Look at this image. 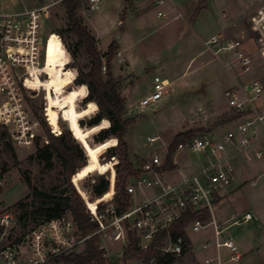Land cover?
I'll return each mask as SVG.
<instances>
[{
    "label": "rangeland",
    "instance_id": "374dc122",
    "mask_svg": "<svg viewBox=\"0 0 264 264\" xmlns=\"http://www.w3.org/2000/svg\"><path fill=\"white\" fill-rule=\"evenodd\" d=\"M128 5L125 3L123 8L122 0H106L99 13L91 14L84 4L78 16L83 26L96 39L101 55L108 53L113 42H122L112 70L126 100L125 119H136L125 140L129 145L132 161L140 167L155 155H166L168 146L178 134L200 130L195 137L208 135L218 138L232 129L239 119L224 123L226 118L232 116L233 111L222 96L227 89L230 74L239 76V72L235 59L224 52L215 55L214 51L204 47L206 52L200 55L196 53L195 47L176 45L172 39H165L167 30L158 29L163 21L156 18L155 13L149 19L153 28L158 31H145L146 37L142 40L140 38L144 31L135 25L131 24L127 29L125 26L122 32L120 25L126 21L123 10L127 11ZM132 10L134 11V6ZM142 14L143 12H139L136 16ZM47 26L48 31L55 34L51 36L47 47L46 74H42L38 81L31 80V88L26 90L28 106L42 123L43 135L49 142V135L55 138L65 137L73 148L76 170L70 183L84 201L87 211L88 208L94 210L101 203L94 195V187L102 176L111 179L110 194L102 202V209L114 206L118 163L114 165V179L108 173V164L112 162L110 153L104 143L98 145L100 129L87 127L98 115V107L87 100L89 90L86 86L61 79L64 74L89 73L91 59L75 37L59 35V39L56 35L69 28L64 7L53 12ZM125 30L131 34L130 41L125 38L122 41ZM128 42L134 44L131 53L135 56V61L132 57L127 60V52L123 51ZM249 48L254 51V44L250 43ZM251 58L254 67L248 76L250 82L264 81V59L261 53L257 51ZM67 61L70 63L65 67ZM103 62L106 63L105 58ZM156 75L169 81L172 88L158 106L142 111L139 102L150 94L151 82ZM178 82L182 85H177ZM154 110H157L156 114ZM80 122L84 123V128L80 126ZM3 133L0 131V226L5 227V231L0 237V247L14 246L17 243L25 246L29 232L46 221L42 212L30 206L32 192L26 179L47 195L69 197L72 190L58 155L52 151L49 161L38 156V149L46 147L45 143L30 149H17L13 144L9 145L6 140H2ZM153 137H160L161 142L150 146L147 139ZM200 157L202 161L205 160L203 156ZM176 159L179 162L195 163L198 156L183 151L178 153ZM260 163L261 161L243 166L241 159L233 160L235 179L230 189H237L239 200L225 203L229 217L250 208L264 214V176L257 179L255 187L250 185L258 176L253 173V167ZM241 186H244L243 189L238 190ZM217 210L215 207V213ZM6 216L9 217L8 220ZM189 235L194 243V251L192 249L191 253L173 264H204L210 254L211 250H202V244L214 240L213 228L196 234L190 232ZM226 235L235 237L243 246L246 244L248 252L244 258H249L251 264H264V223L259 228L254 222L232 227ZM245 238L247 241L244 243ZM105 244L109 249L107 256L110 263L123 264L122 244H113L108 240ZM83 251L82 248L79 253ZM0 264H5L1 258ZM45 264L61 263L51 260Z\"/></svg>",
    "mask_w": 264,
    "mask_h": 264
},
{
    "label": "built area",
    "instance_id": "2783aa9c",
    "mask_svg": "<svg viewBox=\"0 0 264 264\" xmlns=\"http://www.w3.org/2000/svg\"><path fill=\"white\" fill-rule=\"evenodd\" d=\"M66 1L68 0H2L0 5V131L9 137L11 144L17 149L38 147L42 142L45 146L49 145V140L43 135L42 123L30 111L26 90L31 88L33 80L46 74L47 47L51 36L55 34L48 31L47 25L53 12L63 8ZM82 1L86 10L95 14L102 10L106 0ZM149 1L158 9L159 19L168 21L173 16L175 20L181 19L172 0ZM167 7L170 9L167 10ZM205 45L215 55L222 52L233 53L240 76H248L253 72V60L242 49L240 41L223 43L219 37H215ZM69 63L67 61L65 67ZM103 73H106V67L103 68ZM171 87L169 81L161 76H154L150 94L139 102V108L144 111L158 106L168 96ZM223 96L228 107L239 115V121L234 124L233 129L220 139L208 135L194 137L177 149L176 153L186 151L207 160V164L196 174L183 177L181 182L173 184L163 177L165 174L157 173L156 170L165 165L167 148L166 155L153 156L140 167L142 176L129 182L127 192L134 197L133 207L129 211L119 214L116 203L105 209H102L104 203L97 205L94 210L88 208L90 221L99 226L96 232L88 236L79 232L68 212L61 218L44 222L31 230L25 239V246L0 247L2 261L5 264H45L79 253L80 249H85L86 242L95 236L100 237V247L107 253L109 249L105 244L106 240L122 244L124 249L128 244V234L135 231L139 249L145 254L151 252L161 233H167L157 246V254L148 262L141 263L163 264L169 256L180 259L190 251L182 237L170 233L172 227L188 212L200 215L207 212L211 220L208 223L193 221L185 229L187 236L190 232L200 233L213 224L216 228L215 241L205 242L203 250L224 248L233 254L231 261H240L241 256L235 242L219 240L222 232L218 230L214 220V208L219 196L232 186L235 179V169L231 163L233 158L242 156L248 163L264 160V81L253 80L245 85L237 84L226 90ZM147 142L152 146L161 142V138H148ZM228 148L234 150L232 155L228 154ZM251 186L254 187L255 183L252 182ZM148 191H155L152 198L135 203L136 196L149 195ZM115 194L114 190V196ZM8 218L6 216V220ZM252 220V214H246L243 223ZM238 222L235 221V224ZM214 262L223 264L219 257L216 261L208 259L205 264Z\"/></svg>",
    "mask_w": 264,
    "mask_h": 264
},
{
    "label": "trees",
    "instance_id": "16d2710c",
    "mask_svg": "<svg viewBox=\"0 0 264 264\" xmlns=\"http://www.w3.org/2000/svg\"><path fill=\"white\" fill-rule=\"evenodd\" d=\"M130 4L132 0H125ZM84 5L82 0H68L64 4V9L67 13L69 28L65 31H60L58 35L73 36L78 43L83 46L90 59L91 68L89 73L77 75L75 73L61 75V79L67 82H73L79 86H86L89 90L87 100L98 107V115L89 122L87 126L90 128H98L100 131L98 145L103 144L110 153L112 162L108 164V173L114 178V165H117V183L115 203L116 210L119 214L129 211L133 207V195L127 192V186L130 180L138 179L143 172L140 167H137L131 159L129 145L125 138L129 128L136 123V119H125L126 115V100L121 94L120 85L115 79L112 64L118 54L119 46L117 42H113L108 50V53L103 56L98 51L96 39L85 28L78 16V12ZM104 58L106 63H104ZM106 67V73H103V68ZM239 117L234 111L230 118H226L225 124L236 120ZM80 126L84 128V123L80 122ZM199 131H189L187 133L178 134L173 142L168 146L165 165L156 170L159 174H166L176 171L178 168L174 164V156L178 147L181 144L187 143L195 137ZM49 145L42 149H38L37 154L43 157L46 161L51 159V152L54 151L63 163L64 170L67 175V181L71 187L69 197H58L47 195L35 188L29 179L26 183L32 192V202L30 206L42 212L46 217V221L61 218L66 213H70L73 217L79 232L83 236H88L96 232L99 226L90 221L87 213V208L84 201L74 189L70 180L75 173V154L72 147L69 146L65 137L55 138L49 135ZM2 140L10 145L9 137L3 133ZM115 179V178H114ZM74 183L75 179H74ZM111 179L109 177H99L94 187V195L99 198L102 203L109 196ZM77 185V184H76ZM201 220L208 223L211 220L209 213L200 215L197 213L188 212L183 215L170 230L171 235L182 237L189 248L192 247L191 242L185 232L187 226L193 221ZM5 227L0 226V237L4 233ZM167 235L161 233L153 246L150 253L145 254L139 249V240L137 233L132 231L128 234V244L123 249L122 263L129 264L131 262L146 263L157 254V246L160 241ZM18 245V243H17ZM179 259L169 256L168 260L163 264H173ZM54 262L61 264H111L107 253L100 247V237L95 236L86 242L85 249L82 253H74L55 259Z\"/></svg>",
    "mask_w": 264,
    "mask_h": 264
},
{
    "label": "crops",
    "instance_id": "0c3cea01",
    "mask_svg": "<svg viewBox=\"0 0 264 264\" xmlns=\"http://www.w3.org/2000/svg\"><path fill=\"white\" fill-rule=\"evenodd\" d=\"M1 2L2 0H0V5ZM122 2L124 8V4L126 3V1L122 0ZM172 2L174 7H176L182 17L181 19L175 20L173 16L168 21L162 20L163 23L158 29L161 30L163 28L162 30H167V32L165 31L164 34L165 39H172L176 45L182 44V46L185 47H195L196 53H199L200 55L205 54V44L215 37H219L223 43L229 41H240L242 43V49L247 55L251 57V55L259 51L264 59V0H172ZM133 6L134 11L132 10ZM127 9V11L123 10L126 17L123 14L122 15L126 18V21L121 23L120 30L123 32L125 26L127 29L131 24V26L135 25L137 26V28H140L142 31H144L140 40L144 39L146 37L145 31L147 32L151 29H155L151 25L149 17L152 13H155L156 18H158V9L154 7V5L149 0H132ZM169 9L170 7H167V10ZM139 12H143V14L137 17L136 15ZM158 29H155L152 32H156L158 31ZM124 38L130 41L131 34L129 31L125 30L122 36V41L124 40ZM121 43L122 42L118 43L119 49L120 47H122ZM128 43L129 44H127L125 48H123V51L127 52V60L132 57V60L135 61V56L131 53V49H133L134 44L132 45L130 42ZM250 43L254 44V51H251V49L249 48ZM227 55L230 58L233 57V53H227ZM248 76H235L233 74H230L229 81L226 84V90L236 87L237 84H248L250 82ZM177 85L182 84L181 82H178ZM222 99L224 100V102H226L224 96H222ZM156 112L157 110H154V114H156ZM222 136L216 139H220ZM227 152L229 155H232L234 153V150L232 148H228ZM178 153H176L174 156V164L178 169L174 172L163 175V177L169 183L173 184L181 182L183 177H189L196 174L204 165L207 164V160L204 158L205 160L202 161V158L198 155V161H196L195 163H189L188 161L179 162L176 159ZM250 156H252V154H250ZM235 159H241V161H243V166H248L249 164L253 165L254 162H260L254 160L251 163H248L244 157L238 156L233 158L231 161L234 169L235 165L233 164V160ZM253 168V173L257 174L258 176L250 182V185L252 182H254L256 186L257 179L264 176V160H262L259 165H255V167ZM131 182H133V180H130V183ZM243 187L244 186H241L240 188H238V190L243 189ZM230 188L224 191L222 195L219 196L218 201L215 203V207L218 210L216 213L214 211V220L216 222L218 230L222 232L219 240L221 242L233 240L238 247V254L241 256V260L233 262L231 261L233 254H231L230 251L224 248L218 250L215 247H212L209 249L211 250V252L204 260V264L206 260L213 259L214 261H216L218 257L223 264H251L249 262V258H244V256L248 252V247L246 246V244L243 246L241 243H238L235 237L227 236L226 233L232 227H239L242 224L247 225L253 222L257 225V228H259L261 224L264 223V214L262 212L254 210L253 208H250L249 210H246L241 214H232V216L229 217L227 209L224 207V205H226L225 203L228 204V202L230 203L239 200L236 195L237 189L232 190ZM148 192L149 195L136 196L135 203H142L146 198L150 199L155 194V191ZM246 214H252L253 220L248 223H243V218ZM235 221H239L238 224H235ZM210 227L213 228L214 231V240L211 242H214L216 228L213 224H211L206 229ZM189 234V240L192 245L189 252L191 253L192 249L194 251V243L192 242ZM246 241L247 240L245 238L244 243ZM214 264L217 263L214 262Z\"/></svg>",
    "mask_w": 264,
    "mask_h": 264
},
{
    "label": "bare ground",
    "instance_id": "6f19581e",
    "mask_svg": "<svg viewBox=\"0 0 264 264\" xmlns=\"http://www.w3.org/2000/svg\"><path fill=\"white\" fill-rule=\"evenodd\" d=\"M39 77L36 79V81H38ZM39 89V88H38Z\"/></svg>",
    "mask_w": 264,
    "mask_h": 264
},
{
    "label": "water",
    "instance_id": "95a60500",
    "mask_svg": "<svg viewBox=\"0 0 264 264\" xmlns=\"http://www.w3.org/2000/svg\"><path fill=\"white\" fill-rule=\"evenodd\" d=\"M118 39H120V37H118Z\"/></svg>",
    "mask_w": 264,
    "mask_h": 264
}]
</instances>
